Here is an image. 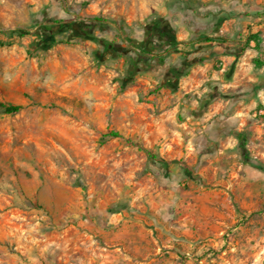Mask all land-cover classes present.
<instances>
[{"label": "rangeland", "instance_id": "1", "mask_svg": "<svg viewBox=\"0 0 264 264\" xmlns=\"http://www.w3.org/2000/svg\"><path fill=\"white\" fill-rule=\"evenodd\" d=\"M235 1L0 0V103L22 106L14 114L0 107V264H88L95 246L109 242L112 215L145 227L156 220L161 226L164 218L173 222L186 211L203 218L205 210L196 211L192 199L210 195L222 197L219 206L230 217L218 237L223 246L183 251L181 258L193 264H264V170L237 163L222 171L205 165L198 172L191 166L198 183L185 178L175 163L166 178L143 150L172 161L190 150L189 139L172 138L194 129L174 123L169 110H158L157 93H152L166 69L181 64V56L167 57L163 67L143 70L121 88L126 59H97L98 46L90 39L64 30L46 50L28 53L35 35L5 32H33L45 19L97 15L112 29L96 35L120 42L114 32L122 27L126 37L142 40L144 24L157 17L170 26L204 31L207 4ZM247 1H256L258 14L264 13V0ZM212 14L222 20L234 13ZM201 47L189 46L183 54L191 59L210 52ZM110 130L119 136L104 138ZM166 143L174 153L167 154ZM248 156L264 168V158Z\"/></svg>", "mask_w": 264, "mask_h": 264}, {"label": "crops", "instance_id": "2", "mask_svg": "<svg viewBox=\"0 0 264 264\" xmlns=\"http://www.w3.org/2000/svg\"><path fill=\"white\" fill-rule=\"evenodd\" d=\"M206 8L208 16L204 31L195 32L180 25H171L176 39L183 42L178 43L176 51L169 56L177 59L187 47L195 45L202 46L204 50L210 48V52L191 58L195 62L185 75L177 78L175 88L161 86L158 89L156 107L173 113L174 123L180 122L187 129H194L190 135L176 132L172 138H187L192 142L190 150L178 158L185 165L193 166L198 172L205 165L212 171H222L237 163L248 167L250 165L244 164L235 150L237 139L231 132H242L246 136L248 155L264 158V148L258 146L264 143V13L258 14L256 1L247 0H236L222 6L209 3ZM219 10L234 14L222 20L216 19L212 12ZM200 33L223 36L227 41L223 44H197L195 39ZM241 45H245L243 50ZM208 95L214 96L213 99L202 105ZM199 128L200 131L195 132ZM193 141L198 143L193 144ZM166 144L167 154L174 153L170 144ZM193 145L198 146L197 151ZM187 157L193 158V162L186 160ZM170 172L163 177H170ZM202 199L195 197L192 202L198 206L196 211L200 208L205 210L203 218L186 211L173 222L164 218L167 221L161 226L154 217H151V220H156L152 221V227H145L121 214L112 215L109 221L115 228L109 232V242L95 246L88 264H193L190 259L181 258L179 253L194 248H222L223 241L218 237L230 219L225 209L219 206L223 199L214 195ZM184 201L179 202L181 207ZM196 240L202 241L203 245L196 244ZM165 253L169 257L164 256ZM204 262L223 263L218 260Z\"/></svg>", "mask_w": 264, "mask_h": 264}, {"label": "trees", "instance_id": "3", "mask_svg": "<svg viewBox=\"0 0 264 264\" xmlns=\"http://www.w3.org/2000/svg\"><path fill=\"white\" fill-rule=\"evenodd\" d=\"M144 38L142 40L130 39L124 35L122 27L115 30V37L120 36V42L116 39H109L105 36H98L95 31L100 32L110 31L112 27L109 26V20L104 17L94 15L80 21H64L56 19H45L42 24L33 31L29 32L26 29L15 28L5 32L16 34L18 36H24L28 33H32L37 37V40L32 41L28 47V53L35 52L37 50H46L52 43L55 42V36L59 35L64 30L70 32L72 37H81L94 41L98 49L94 52L97 59L103 58L105 55H110L113 58H124L127 61V67L119 78L120 87L124 88L129 84L134 76L146 69L154 68V66L163 67L165 61L169 55L176 51L178 43H182L176 39L173 28L169 25L168 21L162 17H157L151 21H148L143 26ZM227 39L223 36H214L207 33H200L195 42L201 43H214L223 44ZM245 45H241L243 50ZM183 58L179 66L169 67L159 84V87L152 90V93L157 92L161 86L175 88V82L178 77L185 75L189 67L195 62V59H187L183 54ZM155 64V65H154ZM151 93V92H150ZM217 95H220L219 93ZM214 96L208 95L204 100L205 105L208 101L212 100ZM0 107L3 108L5 113L14 114L18 112L22 106L20 104H3L0 103ZM237 139V145L235 150L238 151L244 164L253 166L254 168L264 170L263 167L256 165L251 161L246 149V136L242 132H231ZM104 138L108 136H119L118 132L108 131L102 135ZM148 158L153 161L162 176H167L168 170L171 165L177 163L180 166L181 174L195 182L201 183L199 175L195 173L193 167L185 165L181 159L178 161L165 160L162 157H158L148 149H143Z\"/></svg>", "mask_w": 264, "mask_h": 264}]
</instances>
